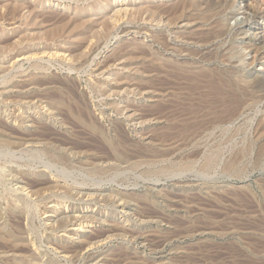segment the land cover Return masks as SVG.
<instances>
[{
	"label": "rangeland",
	"instance_id": "374dc122",
	"mask_svg": "<svg viewBox=\"0 0 264 264\" xmlns=\"http://www.w3.org/2000/svg\"><path fill=\"white\" fill-rule=\"evenodd\" d=\"M23 1L36 4L40 11L34 26L27 25L31 17L26 9L9 16L0 6V39L9 43L6 49L18 47L14 51L3 49L0 56V125H10L13 131H4L16 132L13 135L41 130L46 137L38 144L30 142L20 148L0 147V214L4 215L0 222H6L5 231L23 235L17 237H26L23 240L27 239L30 246L32 242L36 245L26 255L36 254L35 264H264V0H215L220 3V18L228 32L206 45L180 39L202 27L180 21L172 27L165 17V21L154 22L144 17L123 22L103 39L91 38L88 46L93 47L86 46L82 54L71 52L67 56L70 52H66L65 57L48 56L13 64L12 57L21 49L17 40L22 38L34 40L24 42L27 49L46 47L52 53L77 48L80 38L71 34L70 28L54 41L38 38L60 25L50 21L53 13L77 17L74 8L87 7L89 13L92 2H97L68 0L58 6L61 2L39 5L40 0ZM104 1L108 3L104 14L121 8L115 0ZM197 1L204 11L211 0ZM134 2L138 1L125 3L133 12L130 3ZM90 15L92 21L97 19ZM160 36L168 37V51L155 41ZM132 40L140 49L161 53L166 66L163 61L143 59L114 62L112 54ZM259 44L263 49L256 52L253 47ZM173 50L184 52L176 54ZM36 65L41 67L36 69ZM27 81L35 83L31 92H44L40 87H66L70 93L61 94L60 101L83 108H74V119L73 114H65L62 105L51 104L57 96L50 87L51 100L21 98L25 91H20L28 88ZM215 86L226 91L242 90V96L249 97L248 103L231 110L232 116L225 114V119H216L223 108L213 91ZM87 112L90 114L86 116ZM80 113L84 114L81 118ZM84 123L94 124L96 129ZM49 143L62 151L49 153L46 149L53 147ZM61 154L66 155V162L53 160ZM212 157L216 164L206 167ZM232 161L236 162L234 168L227 167ZM53 178L74 188L71 196L53 187L32 193L33 180ZM121 193L128 194V198L120 200ZM64 203L69 205L71 216L86 209L97 217L93 227L74 237L76 241L68 242L69 237L64 235L71 225L59 229L55 222L59 218H53L50 227L46 218L49 205L62 207ZM18 207L21 213L14 211ZM111 225L121 230L97 243L94 240L92 249L87 247L83 254L62 252L61 247H70L73 242V246L79 245Z\"/></svg>",
	"mask_w": 264,
	"mask_h": 264
},
{
	"label": "bare ground",
	"instance_id": "6f19581e",
	"mask_svg": "<svg viewBox=\"0 0 264 264\" xmlns=\"http://www.w3.org/2000/svg\"><path fill=\"white\" fill-rule=\"evenodd\" d=\"M65 1H68V0H40V1H36L37 4L39 5H44V3H54V2H61L58 3V6H62L64 5V2ZM70 1V0H69ZM95 1V0H94ZM129 1V0H115V2H119L120 3V7L119 9L117 10H113V13L110 14H104L105 11H106V7L108 6V3L104 0H97V2H92V6H91V9L89 13H87V10L86 8H80V9H75V13L78 15L77 17H69V16H65L63 14H60V13H53L51 17V20L50 21H54V23H59L60 25L58 26H55L54 29H52L51 31L49 30L48 32L46 33H43V37L42 38H38V40L42 39H46L47 41L49 40V38L51 40H53L54 38H59L62 31H66L68 30L69 28L71 29V34H76V36L78 38H80V45H77V48L75 47V49L73 50H70L69 51H66V50H62V49H58V50H55V52H48L49 51V48H43L42 50H35V49H27L26 47H23V44L25 41H28V40H32L34 41L32 38H22V39H19L17 40L18 43L17 46H20L21 49L18 50V55H15V57H12L13 59L11 60L13 62V64H17L16 62H20V61H24V60H32V59H41V58H44V57H65L66 56V52H70L69 55L67 56H71L72 53H75V52H78V54H82L80 52H82V49L83 48H86V46L89 45L90 43V39L97 36L99 37L98 39H103L105 38L106 35H108V33H111V31H113L117 26L121 25L123 22L126 23V21H135L136 19L138 18H144L146 20H150L152 22H154L155 20H160L162 21V19L165 17V19H167L168 21V24L170 26H175L177 23L182 22H186L187 25H195L196 27H202V29L200 30H193L192 33H187L186 35L184 36H180L179 38L182 40V41H186V42H193V43H198V44H202V45H206L208 44L209 42L215 40V39H218V38H222V36H225L226 33L228 32V28H227V25L224 23L223 20H221V16H220V3L215 1V0H211L207 5H206V8L204 11H201L200 10V5H199V2L197 0H177L176 2L174 3H171V4H160V5H155V3H153V0H136L139 2V4L135 3H130L132 5V8L135 10L134 12L132 11V9H129V7L131 6H126L125 3ZM170 1V0H169ZM133 2V1H132ZM30 3V2H29ZM28 2L26 3V1H23V0H3L1 1L0 0V6L2 7H5V9L2 7V9L5 10L6 13H8V15L10 16H17L18 14L21 13L22 10L25 11V9L27 10L28 12V16L30 19H28V26L30 25H35L36 22L38 21L37 20V17L39 15V12L36 10L38 7H36V4L33 5V4H29ZM4 4V5H2ZM137 4V5H136ZM247 6V5H246ZM78 8V7H77ZM248 8V7H247ZM68 10L71 9V7H67ZM88 9V8H87ZM228 9V8H227ZM49 11V10H48ZM86 11V12H85ZM254 11V10H253ZM2 12V10H1ZM187 12H190V14H187ZM222 12V11H221ZM5 13V14H6ZM73 13V12H72ZM85 13V14H83ZM75 14V15H76ZM83 14V15H82ZM92 16H95L97 17L96 20L92 21L90 19L91 15ZM103 14V15H102ZM6 14V16H8ZM41 15V14H40ZM68 15V14H67ZM89 15V16H88ZM190 15V16H189ZM5 16V17H6ZM42 16V15H41ZM43 16H47V15H44ZM43 17V18H45ZM257 17V16H256ZM26 18V17H25ZM94 18V17H93ZM92 18V19H93ZM24 19V18H23ZM10 20V19H9ZM144 20V19H143ZM164 20V19H163ZM48 21V20H47ZM165 21V20H164ZM149 22V21H148ZM157 22V21H156ZM39 24V23H38ZM47 24V23H46ZM49 24V23H48ZM160 24V23H159ZM38 26V25H37ZM207 27V29H203L204 27ZM98 28H101L102 32H100V30L98 31ZM261 28V27H259ZM194 29V28H193ZM129 30V29H128ZM115 32V31H114ZM25 33V32H24ZM29 34V33H27ZM63 34H66V33H63ZM128 34V33H127ZM158 35V34H157ZM260 35V34H259ZM262 35V34H261ZM242 36V35H241ZM63 37V36H62ZM61 37V38H62ZM73 35L70 36V38H72ZM75 37V36H74ZM107 37V36H106ZM110 37V36H109ZM158 37V36H157ZM238 37V36H237ZM259 37V36H258ZM153 38V37H152ZM263 38V37H262ZM262 38H259V39H262ZM73 39V38H72ZM95 39V38H94ZM154 39V38H153ZM255 39V38H254ZM1 40V39H0ZM7 40V39H6ZM45 40V41H46ZM50 41V40H49ZM54 41V40H53ZM67 41V40H66ZM133 41V40H132ZM157 43H159L160 45H162L163 48H165V50L167 49H170L171 47V44L169 43V39L168 37H161L156 39L155 40ZM251 41V40H250ZM68 42V41H67ZM93 42V41H92ZM102 42V41H101ZM256 42V40H255ZM263 42V41H262ZM95 43V42H93ZM257 43V42H256ZM6 44V41L3 39L0 41V56H2V50L3 49H6L5 46L7 44H9L7 42ZM136 41H133L132 43H128V45H126L127 47H124L125 45H123V47H119V49L112 54L111 58L114 59V62L117 61V60H122L123 58H126V59H129V60H132V61H138L139 59H143L144 61H150V62H154V63H159L160 61L163 63L162 65L163 66H166V64H164V59L162 57V54L161 53H155V52H151V51H147V50H143L138 48L137 45H136ZM12 45H13V42H12ZM11 46V45H10ZM91 46V45H90ZM263 45L259 44V46H255L253 47L256 52H259V50H262ZM93 46L91 47H87V48H92ZM16 48V46H14L13 48L12 47H9L7 48L8 50H12L14 51ZM24 48H26L25 50H23ZM6 49V50H7ZM175 49V48H174ZM11 51V52H12ZM51 51V50H50ZM65 51V53H63ZM168 51V50H167ZM176 54L178 53H181V52H184V51H175L173 50ZM5 52V51H4ZM7 52V51H6ZM5 52V53H6ZM72 52V53H71ZM215 52V51H214ZM187 53V52H186ZM198 53V52H197ZM4 54V53H3ZM88 55V54H87ZM192 55H195V53H193ZM203 55V54H202ZM209 55V53L207 54ZM8 56V55H7ZM75 56V55H73ZM4 57V55H3ZM86 57V56H85ZM84 57V58H85ZM197 57V55H196ZM203 57V56H202ZM209 57V56H208ZM208 57L205 56V59H208ZM210 57L212 58L211 54H210ZM215 57V56H214ZM5 58V57H4ZM213 59V58H212ZM211 59V60H212ZM14 60V61H13ZM109 60V59H108ZM204 60V59H203ZM210 60V58H209ZM225 60V59H224ZM34 61V60H33ZM81 61V60H80ZM78 61V62H80ZM168 61V60H167ZM205 61V60H204ZM207 61V60H206ZM39 62V61H38ZM84 63V62H83ZM37 64V63H36ZM161 64V63H160ZM12 65V64H11ZM40 66V65H38ZM38 66L36 65L35 68L36 69H39ZM21 67V66H19ZM41 67V66H40ZM33 68V67H32ZM169 68V67H168ZM179 68V67H178ZM148 69V68H147ZM8 71V70H7ZM202 71V70H201ZM1 69H0V73H1ZM10 72V71H9ZM168 72V71H167ZM4 73V72H3ZM32 73V72H31ZM176 73V72H175ZM203 74V73H202ZM16 75V74H15ZM43 76V74H42ZM203 76V75H202ZM38 77V76H37ZM50 77V76H49ZM53 77V76H52ZM212 77V76H211ZM51 78V77H50ZM181 78V77H180ZM197 78V77H196ZM209 78V77H208ZM219 78V77H218ZM38 79V78H37ZM36 79V80H37ZM184 79V78H183ZM3 80V79H2ZM32 80V79H31ZM34 80V79H33ZM36 80H35V83H36ZM42 80V79H41ZM45 80V78H44ZM52 80V79H51ZM208 80V79H207ZM27 81V86L28 88L25 87V89L23 88L20 92L22 91H25V95H23L21 97V95L19 97L23 98L25 97V99H35L38 98L40 100L42 99H49L51 100V98L53 97L51 94H49L48 90L47 89H50V88H53V91L52 92H55L54 95L57 96V99L54 100L52 99V102L51 104H53L54 106L57 104L58 105H62L61 108L63 107V111H65V114L67 112V114H73L75 112L74 108L75 106L73 107L71 104H69L70 102L67 100V104L65 103H62L60 101V97H61V94H64L66 93V96H67V93H70L66 87L65 88H62V87H57V86H48V87H45V85L43 87H45L44 89L45 90H42L40 88L39 85L38 87L40 91H44V92H31L32 90H30L34 84ZM52 82V81H51ZM39 83L41 84V82L39 81ZM194 83V82H193ZM210 83V82H208ZM227 83V82H226ZM38 84V80H37V83ZM46 84V83H44ZM50 84V83H49ZM47 84V85H49ZM55 84V83H54ZM99 84V83H98ZM199 84V83H198ZM217 84V83H216ZM224 84V83H223ZM25 85V84H24ZM43 85V84H41ZM46 85V86H47ZM53 85V83H52ZM95 85V84H94ZM154 85V84H153ZM21 86V85H20ZM36 86V85H35ZM96 86V85H95ZM202 86V85H201ZM50 87V88H49ZM187 87V86H186ZM203 87V86H202ZM221 86L217 87L215 86L213 91L217 94L218 96V102L221 103V106L223 108V113H220L216 116V119H219L221 120V118L223 119L225 114L227 115H231V110H233L235 107H238V106H241L243 104H245V102L248 103V95L246 94H243L242 96V93L241 91H226L224 89H221L220 88ZM10 88V87H9ZM205 88V87H204ZM209 88V87H208ZM229 88V87H228ZM35 89V88H34ZM98 89V88H96ZM203 89V88H201ZM210 90H211V87H210ZM235 90V89H234ZM240 90V89H239ZM35 91V90H34ZM193 91V90H192ZM203 91V90H202ZM206 91V90H205ZM226 91V92H225ZM74 92V91H73ZM77 92V91H76ZM201 92V91H200ZM24 93V92H23ZM103 93V92H102ZM196 93V91H195ZM210 93V92H208ZM20 94V93H19ZM201 94V93H200ZM207 94V93H206ZM212 94V92H211ZM52 96V97H51ZM106 96V95H105ZM199 96V95H198ZM209 96V95H208ZM215 96V94H214ZM70 97V95H69ZM68 97V98H69ZM72 97V96H71ZM206 97V95H205ZM247 97V98H246ZM70 99V98H69ZM215 99V98H214ZM253 99V98H251ZM250 99V100H251ZM72 100V99H71ZM6 101V100H5ZM27 101V100H26ZM29 101V100H28ZM24 102V100H23ZM43 102V101H42ZM65 102V100H64ZM207 102V101H206ZM8 103V102H7ZM10 103V102H9ZM31 103V102H30ZM29 103V104H30ZM69 104V105H68ZM26 105V104H25ZM44 105V104H43ZM77 105V104H76ZM80 105V104H78ZM84 105V104H83ZM87 105V104H86ZM209 105V104H207ZM246 105V104H245ZM48 106V105H47ZM47 106H46V109H47ZM197 107V106H196ZM7 108V107H6ZM30 108V107H29ZM54 109V107H52ZM59 108V107H58ZM80 109H82L83 107H80ZM78 108V109H79ZM86 108V107H85ZM127 108V107H126ZM216 108V107H215ZM239 108V107H238ZM51 108H49L50 110ZM76 110H78L77 108H75ZM88 109V108H87ZM87 109L85 111H87ZM213 109V108H212ZM4 110V109H2ZM37 110V109H36ZM60 110V109H59ZM52 111V110H51ZM55 111V110H54ZM192 111V110H191ZM82 112V111H81ZM207 112V111H206ZM213 112V111H211ZM219 112V111H218ZM62 113V112H61ZM89 112H87L86 116L88 115ZM197 113V112H196ZM77 114H78V111H77ZM90 114V113H89ZM194 114V113H193ZM83 113H80L78 116L81 118L83 117ZM211 115V114H209ZM8 116V115H7ZM72 116V115H71ZM74 116V114H73ZM232 116V115H231ZM76 116L73 117V119L75 118ZM197 117V116H196ZM78 119V118H77ZM75 119V121L77 120ZM83 119V118H82ZM81 119V120H82ZM225 119V118H224ZM232 119V118H231ZM86 120V119H84ZM209 120V119H208ZM79 121V120H77ZM83 121V120H82ZM81 121V122H82ZM96 121V120H95ZM203 121V120H202ZM1 122V121H0ZM35 122V121H34ZM80 122V121H79ZM80 122V123H81ZM32 123V122H31ZM94 123V122H93ZM190 123V122H189ZM38 124V123H37ZM85 124V123H84ZM88 123H86L85 125H87ZM195 124V123H194ZM8 125V124H7ZM4 125V123H2V125H0V147H4L5 148H12V147H21L23 146L24 144L26 143H30V142H34L32 143L31 145L37 143V141L39 142L41 140V138H44L46 137L43 133V131L40 130L39 131H35L36 133H25V131H23L20 135H13L11 133H7V131L5 132L4 130H8L11 129L9 128L10 125ZM19 125V124H18ZM193 125V124H192ZM33 126V125H32ZM90 127V129H96L94 127V124H89L87 125ZM11 127V126H10ZM20 127V126H19ZM263 127V125H262ZM100 128V127H99ZM40 129V128H39ZM45 129V128H44ZM256 129V128H255ZM262 129V128H261ZM13 131V129H11ZM102 130V129H101ZM106 130V129H105ZM11 131V132H12ZM15 131V130H14ZM97 131V130H96ZM107 131V130H106ZM227 132V131H226ZM232 134V133H231ZM107 135V134H106ZM51 136V135H50ZM99 136V135H98ZM165 138V137H164ZM46 139V138H45ZM51 140V139H50ZM92 140V139H91ZM42 141V140H41ZM49 141V140H48ZM94 141V140H93ZM46 143L45 140L43 141V144ZM53 143V142H52ZM114 143V142H113ZM38 144V143H37ZM50 144V143H49ZM74 144V143H73ZM45 145V144H44ZM57 145V143H56ZM48 146H53L51 148H47L46 150L49 152V153H52L50 150H53L55 151L53 154L56 153V150L57 152H61L60 151V148L59 146H54V145H48ZM111 146V145H110ZM56 147V148H54ZM108 147V146H107ZM247 147V146H246ZM252 147V146H251ZM112 148L114 149L115 147L112 146ZM14 149V148H13ZM72 149V148H71ZM91 149V148H90ZM45 150V151H46ZM70 150V149H69ZM68 150V151H69ZM156 150V149H155ZM43 151V150H42ZM66 151V150H65ZM72 151V150H71ZM78 151V150H77ZM115 151V150H114ZM67 152V151H66ZM99 152V151H98ZM152 152V151H151ZM248 152V151H246ZM33 153V152H32ZM74 153V152H73ZM89 153V152H88ZM218 153V152H217ZM240 153V151H239ZM242 153V152H241ZM44 154V153H42ZM76 154V153H75ZM41 155V154H39ZM62 155V154H61ZM115 155L116 156H119L118 155V152L115 151ZM160 155V154H159ZM211 155V154H210ZM66 156V155H65ZM62 157L61 156H53L55 157L53 160L54 161H61V160H64L65 161V158L66 157ZM40 157V156H39ZM126 157V156H125ZM57 158V159H56ZM71 158V157H70ZM87 158V157H86ZM96 158V157H95ZM100 158V157H99ZM115 158V157H114ZM6 159V158H5ZM69 159V158H67ZM98 159V158H96ZM239 159V158H237ZM43 160V159H42ZM156 160V159H155ZM69 161V160H68ZM68 161H67V164H68ZM87 161V160H86ZM236 161V160H235ZM233 162L231 165L227 166L229 168H234V163L236 162ZM1 162V161H0ZM3 162V161H2ZM20 162V161H19ZM66 162V161H65ZM71 162V161H70ZM101 162V161H100ZM114 162V161H113ZM118 162V161H117ZM216 158L215 157H212L208 160L207 164H206V167H209L211 168L212 166H214L216 163ZM6 163V162H5ZM25 163V162H24ZM30 163V162H29ZM228 163V162H227ZM23 165V164H22ZM28 165V164H26ZM52 165V164H51ZM73 165V164H72ZM83 165V164H82ZM2 166V165H1ZM32 166V165H31ZM74 166V165H73ZM190 166V165H189ZM26 167V166H25ZM70 167V166H69ZM107 167V166H106ZM182 167V166H181ZM184 167V166H183ZM205 167V168H206ZM20 168V167H19ZM27 168V167H26ZM71 168V167H70ZM51 169V168H50ZM101 169V168H100ZM119 169V168H118ZM204 169V168H203ZM14 170V169H12ZM57 170V169H56ZM55 170V171H56ZM91 170V169H90ZM21 171V170H20ZM20 171L18 174H20ZM97 171V170H96ZM3 172V170H2ZM13 172V171H12ZM17 172V171H15ZM23 172V171H22ZM21 172V173H22ZM64 172V171H63ZM56 173V172H55ZM94 173V172H93ZM4 174V173H3ZM17 174V173H15ZM25 174V173H24ZM52 174V173H51ZM5 175V174H4ZM13 175V174H12ZM19 177V175H16ZM21 176V175H20ZM23 176V175H22ZM47 177V176H46ZM77 177V176H76ZM22 178V177H21ZM24 178V177H23ZM27 179V178H26ZM63 179H64V176H63ZM70 179V178H69ZM75 179V178H74ZM48 180V179H47ZM58 179L55 180V178L51 179V180H48V181H44V179H40V180H33L34 182H32V186L34 187V191L33 189H29V190H32L34 193V195L37 193H40L42 192L44 189H49L51 187L53 188H59V189H62L64 191V193L66 192L68 194V196H71L70 194L73 193L72 191L74 190V188L72 187H68L66 184H61L59 182H57ZM25 181V180H24ZM27 181V180H26ZM29 181V180H28ZM61 181V180H60ZM28 183V182H27ZM31 184V183H30ZM28 185V186H31V185ZM86 184V183H85ZM31 186V187H32ZM3 188V187H2ZM30 188V187H28ZM83 188V187H82ZM28 190V189H27ZM52 190V189H51ZM26 191V190H25ZM82 191V190H81ZM19 192V191H17ZM31 193V192H30ZM66 194V195H67ZM78 194V193H77ZM46 195V193H45ZM63 195V194H62ZM65 195V194H64ZM79 195V194H78ZM27 196V195H26ZM29 196V195H28ZM37 196V195H36ZM40 196H42L40 194ZM39 196V197H40ZM91 196V195H90ZM118 196V194H117ZM33 197V196H31ZM52 197V196H51ZM58 197V196H57ZM89 197V196H88ZM92 197V196H91ZM108 197V196H107ZM120 200H126L128 198V194H124L119 196ZM19 199V198H18ZM51 200V199H50ZM129 200V199H128ZM14 201V200H13ZM20 201V200H19ZM27 201V200H26ZM46 202V201H45ZM63 202V201H62ZM61 202V203H62ZM60 203V202H59ZM17 204V203H16ZM20 205V204H19ZM23 205V204H22ZM21 205V206H22ZM52 205V204H51ZM54 206H50L45 210V215L46 218H48V223H49V220H53V218H59L57 219V221H55L56 223H58L57 225H55L54 223V226L58 227L59 229H65L67 228L68 226L71 225V229H69L67 232L65 231L64 235L68 238L69 237V241L70 242V239L73 240V241H76L75 240V236L77 234H79L80 232H83L86 228L88 229V227H93V225L96 223V216L95 215H91V213H93V211H86V209L84 210V212H79L78 211L76 212V210H74L72 206V209L75 211L74 213H78L74 216H71L70 214L68 213H71L72 211H70V207L69 205L66 203L63 204L62 207L61 204L60 205H57V204H53ZM68 205V206H67ZM18 206V205H17ZM26 206V204L24 205ZM16 207V206H15ZM23 207V206H22ZM86 207V206H85ZM25 208V207H24ZM89 208V206L87 207V209ZM71 209V210H72ZM18 210V212H17ZM94 210V209H93ZM13 211V210H12ZM15 212L17 213H21V209L18 208H15L14 209ZM30 213V212H29ZM90 213V214H88ZM12 214V212H11ZM15 214V213H13ZM8 215V214H7ZM16 215V214H15ZM4 215H1L0 214V221L1 219H3ZM34 217V216H33ZM21 219V218H20ZM99 219V218H98ZM3 221V220H2ZM5 221V220H4ZM3 221V222H4ZM106 221V220H104ZM111 221V220H109ZM47 222V221H46ZM113 222V221H112ZM110 223V222H109ZM5 223H1L0 222V260H4V262L6 264H35V262L37 263V259L35 258L34 255L30 254V255H26L27 253H30V251L32 250L31 247H33L35 244L32 242V246H30V244H28V240H23L22 238H19L17 236H20V235H15V233L13 232H8L7 230L5 231V226H3ZM39 225V224H38ZM17 226V224H16ZM49 226H50V223H49ZM52 226V225H51ZM50 226V227H51ZM37 227V226H36ZM35 227V228H36ZM122 227V226H121ZM124 227V226H123ZM46 228V227H45ZM10 229V228H9ZM8 229V230H9ZM13 229V228H12ZM57 229V228H56ZM57 229V231L59 230ZM123 229V228H122ZM53 229H51L52 231ZM121 229L116 226V225H111L110 228L106 229L105 231H102V232H98V234H95L94 236H91V237H88L87 239L83 240L79 245L77 244L76 246H73L75 245L74 242L71 244L72 246L70 247H61L62 249L64 248V250L62 252H72V254H75L77 255L80 251L82 253V250L83 252H85L87 249V247H89L90 249H92L91 247L92 244H93V241L97 243V240H101L109 235V234H112V233H115V232H118L120 231ZM14 231V230H13ZM125 231V230H124ZM16 232V231H15ZM53 232V231H52ZM56 232V231H55ZM62 232V231H61ZM123 232V230L121 231ZM127 232V231H126ZM22 233V232H21ZM57 233V232H56ZM59 233V232H58ZM28 234V233H27ZM39 234V233H38ZM81 234V233H80ZM53 235V234H52ZM57 235V234H56ZM23 236V235H21ZM20 236V237H21ZM26 236V235H25ZM111 236V235H110ZM37 237V236H36ZM79 237V235H78ZM86 237V236H85ZM38 241V240H37ZM51 244V243H50ZM55 245V244H54ZM57 245V244H56ZM69 245V244H68ZM91 245V246H90ZM36 246V245H35ZM62 246V245H61ZM58 249L59 246H56ZM35 249V248H34ZM60 249V250H62ZM84 249H86L84 251ZM38 250V249H37ZM60 250H59V253H60ZM34 251V250H33ZM25 252V254H23ZM89 252V251H87ZM32 253V252H31ZM80 254V253H79ZM83 254V253H82ZM67 255V253H66ZM65 255V256H66ZM74 255V256H75ZM69 256V255H68ZM81 256V255H80ZM38 257V256H36ZM70 257V256H69ZM72 257V256H71ZM69 259V258H67ZM72 259V258H71ZM95 261V260H93ZM126 261V260H125ZM41 263V261H39ZM50 262V261H49ZM120 262V261H119ZM4 263V264H5ZM50 264V263H49ZM55 264V263H54ZM60 264V263H58Z\"/></svg>",
	"mask_w": 264,
	"mask_h": 264
}]
</instances>
